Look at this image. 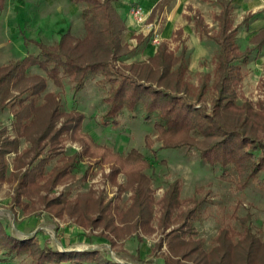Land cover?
I'll return each mask as SVG.
<instances>
[{"label": "rangeland", "instance_id": "obj_1", "mask_svg": "<svg viewBox=\"0 0 264 264\" xmlns=\"http://www.w3.org/2000/svg\"><path fill=\"white\" fill-rule=\"evenodd\" d=\"M128 5L132 16L140 2ZM82 9L83 4L71 0H6L0 12V65L37 52L34 40L56 44L67 31L82 38ZM221 10L220 0H172L156 15L160 31L166 23L173 27L170 49L177 55L183 48L187 52L184 80L190 97L195 99L206 82L198 105L208 109L216 95L219 47L198 28L195 16L216 33ZM250 12H256L250 25L237 33L241 50L252 46L253 35L264 28V0H232L234 26ZM150 21H135L138 29L130 35L125 28L123 43L129 51L123 62L147 60L156 52L159 43L148 32ZM241 73L237 101H250L260 109L264 49L241 64ZM98 79L91 75L75 94L72 77L56 82L34 65L19 87H12L11 99L0 111V151L8 147L0 152V230L18 237L34 235L41 244L48 239L60 250L97 248L129 264H264V182L241 187L236 175H221V168L202 160L194 146L202 143L197 137L160 130L145 120L142 108L134 114L125 111L119 124L105 125L106 90ZM39 82L43 86L36 92ZM27 108L31 112L18 120V112ZM260 121L255 127L262 136ZM49 126L39 140L38 134ZM5 138L17 143L8 144ZM36 144L40 154L31 160ZM132 151L151 164L130 163ZM64 165L70 169L57 176ZM25 169L30 174L19 187L16 173ZM251 240L258 246L250 253ZM248 254H253L251 259ZM30 262L27 253L8 256L0 248V264Z\"/></svg>", "mask_w": 264, "mask_h": 264}, {"label": "trees", "instance_id": "obj_2", "mask_svg": "<svg viewBox=\"0 0 264 264\" xmlns=\"http://www.w3.org/2000/svg\"><path fill=\"white\" fill-rule=\"evenodd\" d=\"M71 1L83 4L81 14L86 34L82 38H74L67 31L61 35L58 43L52 45L34 40L38 45L37 52L29 53L6 66L0 65V111L11 99L12 87H19L34 65L44 69L56 82H61L63 76L72 77L75 94L86 86L91 75H98V81L106 90L103 97L107 104L103 114L105 125L119 124L125 111L134 114L142 108L145 120L153 121L160 130L168 133L184 132L192 138L197 137L202 143L196 141L194 146L199 150L202 160L207 161L212 168H221V175H236L241 187L250 185L254 180L264 182V134L259 135L255 127L256 121L261 120L264 124V103L260 109H256L250 101L239 103L236 90V84L243 77L241 64L247 63L254 52L264 49V28L253 35V45L244 50L239 48L236 41L238 31L244 24L250 25L256 12H250L241 23L234 26L230 13L232 0H220L222 10L217 15L219 30L216 33H211L202 17L195 16L198 28L219 47L216 95L212 107L208 109L204 104L198 105L205 93L206 82H202L195 99L189 95V86L184 80L187 66L184 48L177 55L170 49L169 41L162 40L156 52L147 60L125 63L123 61L129 51L123 43L126 23L115 4L116 0ZM169 1L160 0L152 16ZM5 3L6 0H0V12ZM41 86L43 83H37L34 90L38 92ZM30 112V108L18 112V120ZM52 118L53 115L46 118L50 126ZM50 126L38 134L39 140L46 136ZM2 134L3 130L0 129V141ZM3 141L17 143L8 138ZM34 149L31 160L40 154L37 144ZM7 151L8 147H5L0 152ZM129 154V157L132 155L130 163L134 160L136 166H140L138 161L146 166L151 164L147 159H137L140 154L135 151ZM69 169L70 166L64 165L56 175L60 176ZM16 174L20 187L28 179L30 171L25 169ZM177 190L176 182L172 187V197ZM248 244L250 253L257 249L258 245L252 244V240ZM1 247L5 248L8 256L27 253L31 258L30 264H129L97 248L60 250L51 246L48 239L41 244L34 235L18 237L8 230H0ZM252 255L247 256L251 259ZM5 260L9 261V258L5 257Z\"/></svg>", "mask_w": 264, "mask_h": 264}, {"label": "crops", "instance_id": "obj_3", "mask_svg": "<svg viewBox=\"0 0 264 264\" xmlns=\"http://www.w3.org/2000/svg\"><path fill=\"white\" fill-rule=\"evenodd\" d=\"M137 1L140 2V5L143 7L144 11L146 13H148L149 20L157 22L158 18L156 17V15L158 14V12H163L165 10V8L171 3L172 0H170L164 6L163 9H157L155 15H153V16H152V11L160 0H118L119 6H117V5L116 6H117L118 10L120 11V13L122 14V16L124 15L123 17H124L125 23H126L127 35H130L131 33H133V31L137 30L138 26H139V25H136L135 20L131 16L130 7L128 5V3H130V2H137ZM175 31H176V29H175ZM143 32H146L145 29ZM173 32H174L173 27L170 25V23H166L165 27L161 31L162 40H169V38ZM152 44L149 43V45H151L154 49L155 48L154 44L153 45Z\"/></svg>", "mask_w": 264, "mask_h": 264}, {"label": "built area", "instance_id": "obj_4", "mask_svg": "<svg viewBox=\"0 0 264 264\" xmlns=\"http://www.w3.org/2000/svg\"><path fill=\"white\" fill-rule=\"evenodd\" d=\"M132 16L134 17L136 23H143L147 20L148 18V13H146L141 5L138 7L134 8L132 11ZM148 26V32L151 33L152 36V41L155 44L160 43L162 40L161 37V31L159 30V26L157 22L150 21L147 23Z\"/></svg>", "mask_w": 264, "mask_h": 264}]
</instances>
